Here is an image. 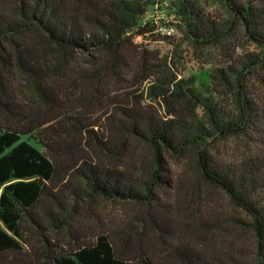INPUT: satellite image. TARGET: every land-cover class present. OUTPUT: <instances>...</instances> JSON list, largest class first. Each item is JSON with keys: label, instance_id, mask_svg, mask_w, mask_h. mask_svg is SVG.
Masks as SVG:
<instances>
[{"label": "trees", "instance_id": "1", "mask_svg": "<svg viewBox=\"0 0 264 264\" xmlns=\"http://www.w3.org/2000/svg\"><path fill=\"white\" fill-rule=\"evenodd\" d=\"M226 1L230 21L210 18L198 0H177V24L194 44L222 48L239 24L259 51L230 57L206 75L179 79L143 59L140 80L150 82L149 95L165 105L160 114L107 90L111 79H123L133 35L154 29L156 15L144 17L149 0H0V252L21 249V220L43 196L60 205L52 186L57 160L66 161L70 174L92 193L140 197L131 174L107 160L132 138L152 149L153 185L168 182L165 152H192L202 177L250 218L255 264H264V0ZM12 65L50 110H58L55 124V117L45 118L20 98ZM93 99L112 106L109 132L94 129ZM231 138L245 151L238 161L215 151ZM46 248L50 264H130L105 232L75 235L66 248L46 241ZM176 253L184 264H223L193 247ZM142 263L156 264L149 255Z\"/></svg>", "mask_w": 264, "mask_h": 264}, {"label": "rangeland", "instance_id": "2", "mask_svg": "<svg viewBox=\"0 0 264 264\" xmlns=\"http://www.w3.org/2000/svg\"><path fill=\"white\" fill-rule=\"evenodd\" d=\"M149 1L144 17L157 15L163 22L173 23L175 31L169 35H159L154 31L134 34L129 66L123 70L121 81L116 83L110 80L107 89L110 95L115 93L121 98L141 100L148 110L164 114L165 105L148 93L150 82L140 80L138 66L143 59L157 65L160 73L179 79L206 75L225 66L230 57L241 56L246 51H259L239 24H233V32L224 48L194 44L177 24V0ZM198 2L201 10L210 18L219 21L233 19L226 0ZM37 37L43 40L38 34ZM1 44L6 45L4 42ZM11 68L14 81L19 86L20 98L45 118L55 117L51 122L55 124L59 120L58 110H50L26 84L25 77L17 67L12 65ZM255 90L258 91L257 88ZM108 105L106 102L99 104L93 99L91 117L98 133L111 129L107 119L113 110ZM72 107L76 108V104ZM68 137L77 143L78 138L76 140L73 132ZM126 139L124 146L115 149V155L108 153L111 157L107 160L131 174L140 197L108 198L92 193L70 174L66 161L57 160L52 186L60 205L43 196L30 215L21 220V249L0 252V264H50L46 241L66 248L75 235L92 237L100 232L109 235L117 253L130 264H143L144 255H149L156 264H184L176 253L178 247L197 248L213 263L255 264L256 238L250 218L221 187L202 177L192 152H184L182 156L173 151L165 152L168 182L158 186L150 184L153 167L150 145L136 139ZM29 140L40 151H46L39 142ZM215 151L220 158L236 161L245 153L242 143L234 138L217 144Z\"/></svg>", "mask_w": 264, "mask_h": 264}, {"label": "built area", "instance_id": "3", "mask_svg": "<svg viewBox=\"0 0 264 264\" xmlns=\"http://www.w3.org/2000/svg\"><path fill=\"white\" fill-rule=\"evenodd\" d=\"M154 22L153 31L159 35H169L175 31V25L173 23L163 22L161 17L153 16Z\"/></svg>", "mask_w": 264, "mask_h": 264}]
</instances>
